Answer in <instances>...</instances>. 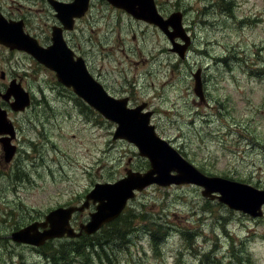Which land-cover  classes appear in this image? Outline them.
Here are the masks:
<instances>
[{"label": "rangeland", "instance_id": "rangeland-1", "mask_svg": "<svg viewBox=\"0 0 264 264\" xmlns=\"http://www.w3.org/2000/svg\"><path fill=\"white\" fill-rule=\"evenodd\" d=\"M156 1L162 15L182 12L192 37L184 57L158 25L108 0H93L76 20L71 47L90 59L110 93L151 110L157 133L203 173L264 189V0ZM0 10L25 18L35 36L49 38L58 20L47 0H0ZM32 57L0 44V71L33 100L26 114H15L23 127L17 123L13 143L21 149L10 161L0 143V264H52L51 252L72 249L71 242L88 253L91 239L108 244L110 227L130 235L132 254L120 237L105 252H72L66 264H264V214L232 209L190 183L136 191L120 221L90 234L78 221L81 233L38 249L4 238L56 208L83 205L98 183L151 168L132 142L114 136L117 123ZM201 67L205 101L194 92ZM91 202L74 213L84 224L96 211Z\"/></svg>", "mask_w": 264, "mask_h": 264}, {"label": "water", "instance_id": "water-1", "mask_svg": "<svg viewBox=\"0 0 264 264\" xmlns=\"http://www.w3.org/2000/svg\"><path fill=\"white\" fill-rule=\"evenodd\" d=\"M90 1L73 0L69 3L53 1V5L65 27L72 29L75 19L80 18L89 9ZM108 1L117 7L124 8L135 18L158 25L168 35L173 45L172 50L182 57L185 56L191 37L182 24L181 11H175L165 19L157 8L156 0ZM0 17L5 19L1 14ZM7 23L0 20V42L12 48L28 51L41 63L56 71L60 81L72 86L74 91L88 104L118 124L114 136L132 142L138 148L140 155L148 158L151 164V168L144 173L128 171L127 176L114 182L96 184L87 195L83 205L52 210L46 215L44 221L35 222L14 231L11 234L14 241L41 245L47 239L62 237L65 234L78 235L81 232H76L70 225V218L76 210L88 207L90 200L97 204L96 211L90 214L91 219L81 228L85 233H93L104 224L119 217L128 201L135 196L136 191L152 184H196L203 188L204 196L216 198L232 209L253 217H260L264 214V189L221 176L207 175L199 170L167 139L157 133L155 124L151 123L152 111L144 112L145 105L128 107L127 98H116L110 95L92 76L82 57L74 59V52L68 47L61 31L55 29L53 44L45 47L40 45L36 38L26 33L21 25L18 27L17 22L12 21L8 23L9 25ZM177 37L182 38L186 43L177 42ZM201 72L202 68L193 72L194 92L204 100ZM11 94L16 99L12 103L15 110L24 109L30 104L29 93L20 83H12L10 93L6 95V98ZM0 121H2L0 122V133L10 132L14 136V127L6 117L5 120L0 119ZM4 126L9 130H3ZM0 140L4 143L6 160L10 161L16 152V146L11 144L10 137ZM39 225L45 229L39 231Z\"/></svg>", "mask_w": 264, "mask_h": 264}, {"label": "flooded vegetation", "instance_id": "flooded-vegetation-1", "mask_svg": "<svg viewBox=\"0 0 264 264\" xmlns=\"http://www.w3.org/2000/svg\"><path fill=\"white\" fill-rule=\"evenodd\" d=\"M48 2H49V4L54 8V10H55V12H54V15L58 18V20H55V24H52L51 26H50V36H49V38H47V37H43V36H35V35H33L29 30H28V25H27V22L25 21V18H17L14 14H12V13H9V14H5L2 10H0V14L2 15V16H4L5 17V19L4 18H2V17H0V20H6V22H8V23H12V21H14V22H17L16 24H17V26L19 27L20 25L25 29V32L26 33H28L30 36H32L33 38H36L37 40H38V42L42 45V46H49L50 44H52L53 43V32H54V30L55 29H57V30H59V31H61L62 32V34L64 35V39L66 40V43H67V45H68V47L74 52V59H78L79 57H82L84 60H85V62H86V65H87V68H88V70H89V72L92 74V72H91V70H90V67H89V64H90V66H92V63H91V61H90V59L88 58V57H84L82 54H80L76 49L74 50L72 47H71V45H70V43H69V39H68V36L67 35H69V31L70 30H72L73 28H75V24H76V20L78 19V18H76L75 19V23H74V27L72 28V29H68V28H66L65 27V25H64V22H63V20L60 18V16L58 15V11L56 10V8L54 7V5H53V1H61V2H65V3H69V2H72L73 0H67V1H65V0H47ZM93 3V0H92V2H91V4ZM158 5V4H157ZM91 6V5H90ZM48 7L50 8V6L48 5ZM51 9V8H50ZM131 15V14H130ZM169 15V14H168ZM168 15H164L165 17H168ZM138 19V18H137ZM184 18H182V20H183ZM140 20V19H139ZM142 21H144V20H142ZM141 22V21H140ZM19 23V24H18ZM183 24H184V22H183ZM185 27V26H184ZM185 30H187V29H185ZM188 31V30H187ZM186 31V32H187ZM186 43V42H185ZM0 44H3L4 46H6V47H8L9 49H11V50H16V51H18V50H20V49H18V48H12V47H10L9 45H6L5 43H3V42H0ZM21 51H23L24 53H26V54H28L29 56H31L32 57V55L30 54V53H28V52H26V51H24V50H21ZM33 58V57H32ZM36 62H38V63H40V64H42V65H44L43 63H41L39 60H37V59H35V58H33ZM88 60V61H87ZM89 62V63H88ZM202 68V67H201ZM199 69V68H198ZM7 73V72H6ZM6 73H5V71H0V119L2 120H5V117H6V119L13 125V127H14V136H12L11 135V133L9 132V133H5V132H1L0 133V139L1 138H5V137H10L11 138V140H10V142H11V144L12 145H15L16 143L14 142L13 143V139L16 137V132L17 131H20L19 129V126L17 125V123H19L20 124V127H23V123H22V121H21V119L19 120V122H18V118L15 116V114L17 113V114H19V113H22L21 114V116L23 115V114H26L27 112H28V109L29 108H31L32 107V102H33V100H32V96H31V94H30V92H29V101H30V104L28 105V106H26L24 109H21V110H15L14 108H13V106H12V103L14 102V100H15V97H14V95L13 94H11L8 98H6V95H8V93H10V87H11V85H12V83H14V82H16V78H14V79H11L10 81V85H9V81L7 82L6 81V77H7V75H6ZM56 73V72H55ZM93 75V74H92ZM56 76H57V74H56ZM201 76H202V81H203V88H204V100H201V101H205L206 100V98H205V83H206V81H205V78H204V69L202 68V72H201ZM93 77L98 81V82H100V84H102L103 85V87L108 91V89L106 88V86H105V84L104 83H102V81L98 78V77H96V76H94L93 75ZM57 81L64 87H68V89L69 90H72L73 91V94H75V92H74V89L71 87V86H68V85H66L65 83H63L62 81H60L59 80V78H58V76H57ZM16 83H20V84H22L21 82H16ZM23 86V85H22ZM27 90V89H26ZM108 93L110 94V95H112V96H114V97H117V96H115V95H113L112 93H110L109 91H108ZM80 97V96H79ZM81 98V97H80ZM117 98H120V97H117ZM138 105V104H137ZM137 105H135V106H137ZM132 107H134V106H132ZM146 107V106H145ZM145 107H144V109H145ZM88 112V111H87ZM1 123H2V121H0ZM0 123V124H1ZM4 128V129H3ZM2 129L3 130H9V129H7V127L5 128V126L3 127ZM9 128V127H8ZM17 129V130H16ZM0 143L3 145V148H4V143H3V141H1L0 140ZM16 146V145H15ZM21 149V148H20ZM19 148H18V145L16 146V152H19V150H20ZM16 152H15V154H16ZM91 204L93 205V206H95V204H93L92 202H91ZM51 212V211H50ZM91 214V213H90ZM47 215V214H46ZM46 215H45V218H46ZM90 219H91V215H90ZM42 221H44V220H42ZM42 221H34L33 223H35V222H38V223H40V222H42ZM79 221V229H80V231H84V230H82V228H81V226L85 223V221H83V220H77V217H76V214H73V216L70 218V221H69V223H70V225L71 226H73L74 227V230L76 231V225L77 224H75V222H78ZM88 223V222H87ZM32 224V223H31ZM30 225V224H29ZM21 229V228H20ZM45 228H43L42 226H38V230L39 231H43ZM79 231V232H80ZM77 232V231H76ZM78 232V233H79ZM67 237H71L70 235H68V234H65L64 236H62V237H55V238H51V239H47L46 240V242L43 244V245H46V244H48V243H52L55 239H60V238H67ZM4 238H11L12 239V236L11 235H7V236H5ZM0 239H2V238H0ZM52 241V242H51ZM21 244H24V245H27V246H31V247H33V248H36V249H38V247H40L38 244H33V243H26V242H21Z\"/></svg>", "mask_w": 264, "mask_h": 264}, {"label": "trees", "instance_id": "trees-1", "mask_svg": "<svg viewBox=\"0 0 264 264\" xmlns=\"http://www.w3.org/2000/svg\"><path fill=\"white\" fill-rule=\"evenodd\" d=\"M121 220V217H118L116 218L115 220H113L112 222L106 224L105 226L107 225H114L115 223H117L118 221ZM121 228H116V227H110L109 229H107V237H106V240L105 241H108L107 245L106 244H102V242H97L94 241V240H89L87 243H85V245L88 246V253L85 252V247L84 248V251L82 249V243L81 242H71V243H66L67 245H65V247H73L72 249H66V250H58L60 252H51L50 256L47 257V262L50 263L52 262V264H66L68 263L69 261V254H71L72 252H75L76 255L77 254H80V255H83V254H86L87 255H92L94 254V252H98V249H103L104 252L105 250L109 249L112 247L111 245V242L110 241H115L116 238H127V239H123L122 243L123 244H127V249H128V253L129 254H132L133 251H132V248L129 246L130 244V235L126 234V233H122L121 231ZM99 241V240H98ZM50 244V243H48ZM54 244V243H53ZM73 245V246H68V245ZM61 246V245H60ZM105 248V249H104ZM90 253V254H89ZM58 254H59V257H58ZM101 257V254L100 255H96L95 258H100ZM101 263H104L101 261Z\"/></svg>", "mask_w": 264, "mask_h": 264}]
</instances>
